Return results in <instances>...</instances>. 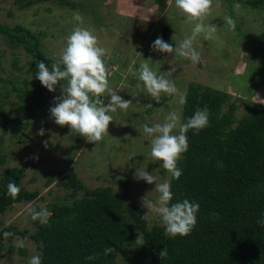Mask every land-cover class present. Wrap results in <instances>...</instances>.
I'll return each mask as SVG.
<instances>
[{
    "label": "rangeland",
    "instance_id": "1",
    "mask_svg": "<svg viewBox=\"0 0 264 264\" xmlns=\"http://www.w3.org/2000/svg\"><path fill=\"white\" fill-rule=\"evenodd\" d=\"M60 1L72 2L76 8L63 6ZM243 1L235 0L229 10L226 1L212 0L211 10L202 23L215 25L216 32L210 39L205 38V33L196 36L193 47L201 54V62L193 64L174 53L151 49L154 40L163 35V24L172 29L169 44L175 47L192 35L195 23L201 22H188L175 0H40L24 8L16 0H0V24L7 28L20 25L39 36L38 48L44 58L59 59L74 27L93 30L99 46L106 50L103 59L109 87L124 99L132 100L127 111L118 109L110 113L113 122L109 134L99 142L90 143L71 132L69 126L55 124L50 117L49 109L66 82L61 81L55 92H49L29 74L28 64L36 59L22 44L12 47L6 36L0 34V109L9 118L27 123L22 137L2 133L0 129V176L6 169L22 168V187L38 193L32 202L13 205L1 214L0 229L13 224L19 230L34 231L28 209L40 210L52 202H63L66 189L58 182L71 169L89 189L109 186L118 196L126 193L127 202L137 203L146 214L148 210L142 206V198L147 194L148 200L156 201L159 193L154 190V183L135 178L136 169L144 168L157 178V183L169 182L171 174L163 169L162 161L151 157L150 143L142 129L145 124L163 122L169 111H176L181 117L180 97H184L189 83L226 93L228 97L221 113L234 103L236 120L246 115L251 104L264 105V12L250 10L242 5ZM77 12L83 17L82 24L73 18ZM228 17L235 22V28L228 25ZM30 44L33 45L32 40ZM144 59H150L152 70L164 72L175 83L176 94L162 93L160 103L153 100L138 78ZM172 68L175 71L168 74ZM163 98L167 99L162 102ZM101 99L107 104V93ZM19 106H28L27 114L17 112ZM41 129L42 136L38 134ZM161 223L158 215L150 214L149 226ZM21 242L25 254L19 252ZM37 254L29 238L4 241L0 264H28ZM115 263L123 264L119 252L115 254Z\"/></svg>",
    "mask_w": 264,
    "mask_h": 264
},
{
    "label": "trees",
    "instance_id": "2",
    "mask_svg": "<svg viewBox=\"0 0 264 264\" xmlns=\"http://www.w3.org/2000/svg\"><path fill=\"white\" fill-rule=\"evenodd\" d=\"M38 1L16 3L24 8ZM224 1L229 10L235 3ZM59 3L76 8L72 2ZM242 5L264 12V0H244ZM162 32L163 40L170 43L172 29L163 24ZM0 34L6 36L12 47L22 44L36 59L28 64L33 78L38 71L37 62L44 61L49 67L55 62L44 58L38 48L39 36L23 26L7 28L0 24ZM227 97L224 92L197 83H189L184 94L182 122L197 108H207L210 114L207 127L187 132L188 151L178 161L181 177L174 179L170 175L172 203L188 199L199 204L197 224L190 234L170 237L162 223L149 226L148 220L142 218V207L127 202L126 193L118 196L109 186L89 189L71 169L58 182L66 189L64 201L48 205V223L35 220L34 231L19 230L13 224L4 226L0 229V249L4 241L21 237L33 242L42 264H116L118 252L123 264H264V226L257 223L264 218V105L251 104L246 115L236 120L234 103L221 113ZM28 109L19 106L16 111L27 114ZM26 127V122L9 118L0 109L2 133L22 137ZM23 174L22 168L12 167L0 176V215L13 205L37 198L36 191L22 187ZM11 180L21 189L15 199L7 194ZM5 232L12 235L5 238ZM139 233L145 242L141 246L135 243ZM106 246L115 252L104 255ZM164 249L167 254L161 258ZM19 252L25 254L26 249L21 247ZM96 253L98 258L88 259Z\"/></svg>",
    "mask_w": 264,
    "mask_h": 264
},
{
    "label": "clouds",
    "instance_id": "3",
    "mask_svg": "<svg viewBox=\"0 0 264 264\" xmlns=\"http://www.w3.org/2000/svg\"><path fill=\"white\" fill-rule=\"evenodd\" d=\"M176 7L185 14L187 21H201L195 23L192 35L182 40L173 47L165 42L162 37H157L151 45L153 51L160 53L176 54L190 59L193 64L201 62V54L193 47V41L200 33H205V38H212L216 32L215 25L205 26L203 18L210 12L212 0H175ZM236 7H239L237 4ZM74 20L83 23L81 14L74 13ZM228 25L235 28V22L226 18ZM106 50L99 46L98 38L93 34V30L85 27L76 26L66 38V47L63 49L58 60L48 66L44 61L36 64L38 69L36 79L40 81L49 92H55L61 81L66 84L61 87V95L55 97L54 106L49 109L50 117L54 123L63 127L69 126L71 132L86 138L90 143H96L108 135V129L113 116L118 109L127 111L132 104V100H126L118 94L116 89L109 87L108 72L104 63ZM148 61L144 59L138 69V78L143 82L146 92L160 103L162 93L173 95L178 89L173 81L166 78L164 72L152 70ZM172 68L168 74L174 72ZM136 73H134L135 75ZM107 93L109 101L107 104L101 97ZM183 96L180 103H185ZM163 111V109H161ZM209 111L207 108H197L194 114L186 122L181 121L180 115L176 111H169L165 115L163 122H157L149 126H143V134L146 135L150 143V155L155 161H162L163 169L171 174L172 178L179 179L182 169L178 167V161L182 154L188 151L189 130L199 132L209 125ZM44 135L41 129L38 133ZM47 146V142H45ZM138 177V178H137ZM135 178L144 180L148 184H155V191L159 193L156 201L147 199V194L142 198V206L147 208V213L142 216L148 220L150 214L160 217L165 228V232L170 237L186 236L191 233L197 224V213L199 204L190 202L188 199L172 203L173 194L170 183L165 180L157 183L156 177L142 167H138ZM20 187L14 180L7 184V194L15 199L20 193ZM28 212L32 220H39L41 224H47L51 213L46 207L37 210L30 207ZM264 226V218L257 222ZM12 235L5 232V238ZM135 243L143 245L144 239L139 233ZM23 242L20 247H23ZM115 249L106 246L103 250L104 255L114 253ZM164 249L160 256H166ZM99 254L89 256V260L98 258ZM28 264H42L39 254L30 258Z\"/></svg>",
    "mask_w": 264,
    "mask_h": 264
}]
</instances>
